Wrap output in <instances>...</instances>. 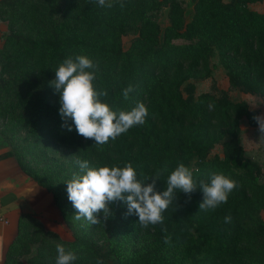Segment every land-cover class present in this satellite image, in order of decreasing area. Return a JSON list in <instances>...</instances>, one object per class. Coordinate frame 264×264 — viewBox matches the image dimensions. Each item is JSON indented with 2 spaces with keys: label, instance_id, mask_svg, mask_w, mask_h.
<instances>
[{
  "label": "trees",
  "instance_id": "16d2710c",
  "mask_svg": "<svg viewBox=\"0 0 264 264\" xmlns=\"http://www.w3.org/2000/svg\"><path fill=\"white\" fill-rule=\"evenodd\" d=\"M190 1L192 15L186 21L183 0H112L111 8L91 0H0V21L7 22L0 47L5 77L0 117L9 134L25 132L35 145L72 151L93 168L131 163L140 180L167 169L157 181L161 192L180 163L197 182L216 173L238 185L227 203L206 212L199 211V189L190 195L178 191L163 222L147 228L139 225L138 216L125 215L122 201L112 202L110 215L122 223L123 233L129 239L147 238L139 252L121 256L82 238L64 242L45 233L39 264H56L57 244L75 253L74 264H264L263 173L238 141L240 121L256 127L258 112L214 87L194 98L189 84L199 75H211L208 61L216 53L230 88L264 98V0ZM255 4H262V10H253ZM163 10L168 24L161 29L156 17ZM124 38L130 39L127 44ZM77 55L98 66L94 86L107 91L100 99L112 110L145 104L149 115L143 125L104 145L79 135L70 118L72 131L62 127L59 94L49 82L64 59ZM129 85L135 90L125 100L122 93ZM219 144L221 156L213 154ZM229 215L232 222L226 224ZM30 218L20 217L4 264H16L21 229Z\"/></svg>",
  "mask_w": 264,
  "mask_h": 264
},
{
  "label": "clouds",
  "instance_id": "9594fccd",
  "mask_svg": "<svg viewBox=\"0 0 264 264\" xmlns=\"http://www.w3.org/2000/svg\"><path fill=\"white\" fill-rule=\"evenodd\" d=\"M100 7H113L112 0H91ZM123 7V3H121ZM98 66L84 55L67 57L55 70V78L49 82L59 94V114L64 120L62 127L72 131L67 124L70 118L79 135L85 139H93L96 145H104L126 133L131 127L143 125L149 115L144 103L138 102L130 111H114L109 104L102 102L100 97L107 96L106 90L98 91L94 86ZM135 89L129 85L123 90L125 100ZM261 103H250L253 108ZM213 105L209 104V109ZM253 119L258 124L259 141L264 142V114L255 115ZM80 173H73L67 183L68 200L77 210L76 220L85 219L90 225L101 223L99 214L104 213L105 220L110 215L109 204L122 201L127 206V215L138 216L142 228L161 224L163 213L169 205L175 203L176 193L191 194L199 189L203 194L199 211L215 210L221 204L227 203L229 194L238 187L237 182L223 174H210L208 181L197 182L193 171L180 163L167 177L166 190L157 191V181L163 170H157L155 175L144 180L137 178V172L131 163L124 167L89 166L87 160H77ZM151 180L150 183L148 181ZM232 217H224V223L230 224ZM170 243V238H165ZM56 264H74L77 256L72 251H66L62 244L56 245ZM97 264H103L98 260Z\"/></svg>",
  "mask_w": 264,
  "mask_h": 264
},
{
  "label": "rangeland",
  "instance_id": "374dc122",
  "mask_svg": "<svg viewBox=\"0 0 264 264\" xmlns=\"http://www.w3.org/2000/svg\"><path fill=\"white\" fill-rule=\"evenodd\" d=\"M186 21L192 15V2L183 0ZM253 10L261 11L262 4L252 6ZM167 11L163 10L157 17V23L163 29L167 24ZM5 28L7 22H3ZM7 32V30H6ZM129 38H124L127 44ZM182 43L177 41V44ZM211 71L209 77L197 76L190 80L189 84L194 86L193 96L211 93L213 87L218 91H227L234 102H246L248 106L256 110L258 115L264 114V98L242 93L230 88L226 73L222 68L217 54H213L208 61ZM0 64V81L3 80ZM189 88L183 87L184 96L187 97ZM261 103L253 108L250 103ZM6 122L0 117V140L5 144L17 164L25 167L31 180L37 184L38 190L44 194L43 208L31 206V212L24 214L30 216L31 220L21 229V247L18 255L13 257L16 264H39L44 253L42 245L48 239L45 233L55 234L60 241L72 242L75 239H84L97 248H107L111 252H117L121 256L133 255L142 249L147 242L144 237L141 240L129 239L122 231V223L111 215L105 220L104 213L99 214L100 224L90 225L85 219L76 220L77 210L68 200L67 181L73 173H80L77 160L80 157L72 151L56 148L50 143L34 144L33 139L25 132L13 135L6 131ZM4 134L10 137L7 141ZM258 124L250 127L243 119L240 121L239 144L245 151L246 157L258 164L264 178V142L259 141ZM213 154L221 156V145H217ZM264 221V215L262 216ZM56 243V242H55Z\"/></svg>",
  "mask_w": 264,
  "mask_h": 264
},
{
  "label": "crops",
  "instance_id": "0c3cea01",
  "mask_svg": "<svg viewBox=\"0 0 264 264\" xmlns=\"http://www.w3.org/2000/svg\"><path fill=\"white\" fill-rule=\"evenodd\" d=\"M6 28L0 21V47ZM15 161L0 140V264L17 237L19 219L31 212V206L43 208L44 194Z\"/></svg>",
  "mask_w": 264,
  "mask_h": 264
}]
</instances>
